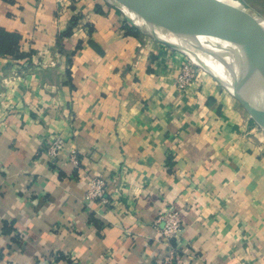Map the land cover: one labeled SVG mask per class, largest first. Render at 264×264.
<instances>
[{"label":"crops","instance_id":"1","mask_svg":"<svg viewBox=\"0 0 264 264\" xmlns=\"http://www.w3.org/2000/svg\"><path fill=\"white\" fill-rule=\"evenodd\" d=\"M137 27L112 0H0L17 36L0 50V264H156L168 208L184 264H264V144L217 84L179 88L184 55Z\"/></svg>","mask_w":264,"mask_h":264},{"label":"water","instance_id":"2","mask_svg":"<svg viewBox=\"0 0 264 264\" xmlns=\"http://www.w3.org/2000/svg\"><path fill=\"white\" fill-rule=\"evenodd\" d=\"M132 7L158 10L198 27L219 42L213 55L225 64L233 77L234 96L245 108L264 109V63L258 78L249 68V45L241 23L213 0H120ZM255 14L264 28V16L246 0H240ZM202 46L201 43H197Z\"/></svg>","mask_w":264,"mask_h":264},{"label":"bare ground","instance_id":"3","mask_svg":"<svg viewBox=\"0 0 264 264\" xmlns=\"http://www.w3.org/2000/svg\"><path fill=\"white\" fill-rule=\"evenodd\" d=\"M215 3L219 4L227 11H229L243 26L247 40L249 45V58L255 59L258 64L259 69L263 67L264 63V28L259 22L255 11L247 7L240 0H213ZM122 9L126 14L132 18L138 25L143 28L153 30L156 37L166 43L169 44H177L180 43V49L188 54V56L198 65L203 67L204 69L210 71L214 75H216L219 79L223 80L226 86L231 90V92H235L233 80L224 73L219 72V69L214 66L215 58L207 51L201 50L197 47L198 41H209L211 43H219L215 37L209 40L206 37L208 33L199 29L196 26H193L189 23H186L172 15L167 13H163L158 10L147 9L144 8L143 12L139 15L138 7H132L128 3L122 1L121 5ZM149 10L154 11L155 14H161L167 19H175L182 27L185 29L186 38L188 40V45L183 43V40H180L177 36L170 37L165 33L155 31L152 29L150 25H148L145 21L146 14ZM181 37V36H180ZM213 41V42H212ZM207 50V49H205ZM254 117H256L262 124H264V109H254L249 108Z\"/></svg>","mask_w":264,"mask_h":264},{"label":"rangeland","instance_id":"4","mask_svg":"<svg viewBox=\"0 0 264 264\" xmlns=\"http://www.w3.org/2000/svg\"><path fill=\"white\" fill-rule=\"evenodd\" d=\"M112 1L115 2V4H117V6L123 11V9L121 7L122 1H120V0H112ZM246 1L255 10H257L258 12H260L264 16V0H246ZM137 9H138V12H137L138 15L141 12H143V10H144V8H142V7H138ZM124 14H125L127 20H129L130 22H132L133 24L138 26L137 28L140 32L145 33L146 35L150 36L151 38H153L154 40H156L158 42L164 43L165 45H167L170 48L178 50L179 52H181L184 55V59L188 65V68L195 69V71H196L194 81L191 83L190 86H192V85H200V86L203 85L204 86L205 85V86L212 87V86L217 84L216 85L217 88L221 89V91L224 92V94L229 95L232 98H234L236 100L238 106H240V108L243 111V114H244V120L243 121H248L249 129L246 131V133L248 134L249 137L252 138L254 143H257V144L261 143V145L264 144V124H262L256 117L253 116V114L251 113L249 108H245L241 104V102L234 96L235 94H233V92H231V90L226 86V84L223 82V80L219 79L216 75H214L210 71H208V70L204 69L203 67H201L200 65L196 64L188 56L187 53H185L184 51H182L180 49V43L170 45L166 42L159 40L156 37L153 30L151 31L149 29L141 27L134 20H132V18H130L126 14V12H124ZM145 21L148 25L151 26L152 29H155V31L165 33L166 35H168L170 37L177 36L178 38H180V40H183L182 41L183 43L188 45V40L185 37L186 36L185 29L175 19H173V18L167 19L163 15L155 14L154 11L149 10L146 14ZM206 37L209 38V40L213 39V37L210 34H207ZM196 43H201L202 46H199L197 44V47H199L201 50L209 52L215 58L214 66L219 69V72L226 74L227 76H229L233 80V77H232V74H231L229 68L213 55V48L215 46H218L219 43H214V42L211 43L209 41H207V42L206 41H198ZM205 49H207V50H205ZM249 68H250L253 76L255 78H258L259 72L261 71L262 68L259 69L258 64L256 63L255 59L249 58ZM184 69H185V67L181 69L180 73Z\"/></svg>","mask_w":264,"mask_h":264},{"label":"built area","instance_id":"5","mask_svg":"<svg viewBox=\"0 0 264 264\" xmlns=\"http://www.w3.org/2000/svg\"><path fill=\"white\" fill-rule=\"evenodd\" d=\"M111 1V0H108ZM195 69H185L177 77V86L181 89L187 88L194 81ZM65 140L59 135H50L48 139L44 141L43 147L50 158H56L65 149ZM70 160L76 164L80 163L79 155L75 150H71L69 153ZM89 178V189L87 196L91 200H98L103 204L109 202V198L106 196L105 188L107 186V180L102 176H91ZM156 223L159 224V231L163 236V240L168 247L166 256L156 264H184V257L181 253L180 247L176 244V240L183 227V217L179 211L174 208H168L165 213L160 216ZM183 252V251H182Z\"/></svg>","mask_w":264,"mask_h":264},{"label":"trees","instance_id":"6","mask_svg":"<svg viewBox=\"0 0 264 264\" xmlns=\"http://www.w3.org/2000/svg\"><path fill=\"white\" fill-rule=\"evenodd\" d=\"M16 37H17L16 35H11L10 33H7V32L1 33L0 43L2 44L4 42H7V44L5 45V47L1 48L0 50L1 51L8 50L9 44L13 43Z\"/></svg>","mask_w":264,"mask_h":264}]
</instances>
